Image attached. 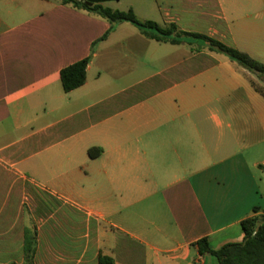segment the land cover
Wrapping results in <instances>:
<instances>
[{"label": "crops", "instance_id": "obj_1", "mask_svg": "<svg viewBox=\"0 0 264 264\" xmlns=\"http://www.w3.org/2000/svg\"><path fill=\"white\" fill-rule=\"evenodd\" d=\"M264 64V0H74ZM107 36L105 39L104 37ZM91 56L85 84L61 71ZM208 43L145 37L62 0H0V264H219L264 212V96ZM95 149L96 156L89 151Z\"/></svg>", "mask_w": 264, "mask_h": 264}, {"label": "trees", "instance_id": "obj_2", "mask_svg": "<svg viewBox=\"0 0 264 264\" xmlns=\"http://www.w3.org/2000/svg\"><path fill=\"white\" fill-rule=\"evenodd\" d=\"M62 2L73 4L76 8L93 13L109 21L112 25L125 22L130 23L145 37L157 42L179 45L184 42L185 36L201 39L203 42L208 43L210 51L223 54L249 72L260 78H264L263 63L257 61L249 54L230 47L216 39L202 34L183 32L175 24L162 27L154 21H141L132 9L120 11L91 2L80 3L74 0H62ZM90 61L91 56L61 71V82L65 92H71L85 84ZM254 86L264 96V90L257 85ZM89 155L95 157V149H91ZM254 213L253 216L242 222V228L245 233V239L242 243L228 244L219 250H214L209 245L208 240L204 238L197 242L200 253L215 257L219 264H264V212L255 209ZM37 243V230L27 229L25 231L23 264H36ZM98 264H114V260L109 256L101 255Z\"/></svg>", "mask_w": 264, "mask_h": 264}, {"label": "rangeland", "instance_id": "obj_3", "mask_svg": "<svg viewBox=\"0 0 264 264\" xmlns=\"http://www.w3.org/2000/svg\"><path fill=\"white\" fill-rule=\"evenodd\" d=\"M258 87L264 90V78H257Z\"/></svg>", "mask_w": 264, "mask_h": 264}]
</instances>
